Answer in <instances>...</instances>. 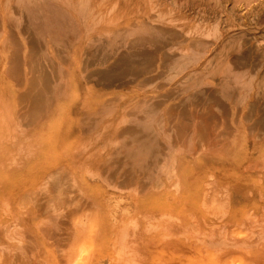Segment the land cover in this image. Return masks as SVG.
Segmentation results:
<instances>
[{
	"label": "rangeland",
	"instance_id": "1",
	"mask_svg": "<svg viewBox=\"0 0 264 264\" xmlns=\"http://www.w3.org/2000/svg\"><path fill=\"white\" fill-rule=\"evenodd\" d=\"M0 264H264V0H0Z\"/></svg>",
	"mask_w": 264,
	"mask_h": 264
},
{
	"label": "bare ground",
	"instance_id": "2",
	"mask_svg": "<svg viewBox=\"0 0 264 264\" xmlns=\"http://www.w3.org/2000/svg\"><path fill=\"white\" fill-rule=\"evenodd\" d=\"M127 212V211H126ZM79 257V256H78ZM234 258V257H233ZM231 260V259H230ZM235 261V260H234ZM236 262H237V260H236ZM235 263V262H234Z\"/></svg>",
	"mask_w": 264,
	"mask_h": 264
}]
</instances>
